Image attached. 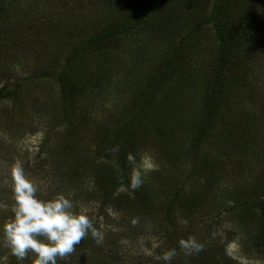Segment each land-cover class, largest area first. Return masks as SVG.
<instances>
[{
	"label": "rangeland",
	"instance_id": "rangeland-1",
	"mask_svg": "<svg viewBox=\"0 0 264 264\" xmlns=\"http://www.w3.org/2000/svg\"><path fill=\"white\" fill-rule=\"evenodd\" d=\"M149 1L136 0L144 6ZM199 1L200 4L196 6L183 3L169 5L152 16L137 35L121 38L118 46L99 47L86 52L73 67L71 76L75 82L92 80L95 75L99 80H93L95 88L90 87L85 91L75 113L69 112L67 116L61 112L56 75L66 62L72 42L64 45L62 36L75 30L78 33L76 40H85V34L91 36L105 30L110 19L119 20L121 12L110 10L107 0H66L59 15L48 20L50 27L44 21L32 34L26 30L28 27L24 20L16 21L8 35L0 39V88L6 84L9 88L21 84L17 100L0 101V225L11 216L10 169L19 160L27 178L38 186L37 195L41 199H49L57 193L73 199L77 209H87L99 234L95 239L86 237L75 248L77 252H72L68 259L57 258V264H98V260H103V255L94 245L104 243L111 232L115 237L114 227H122L121 231L128 237L123 245L129 252L133 248L130 240L133 237L140 240L139 251L144 250L146 264H164L157 260L165 252L157 223L154 226L149 221L136 228L127 219L123 222L120 219L122 213H115L109 207L106 209L107 217L100 215V194L96 190L92 171L105 164L111 168L114 164L113 160L105 159L107 147L97 128L105 122L109 127H103L111 130L113 122L120 121L124 109H129L134 99L137 103L142 102L146 90L139 88L148 73L155 72L158 62L170 58L177 42L198 23L203 11L197 7L212 0ZM43 2L32 0L34 6L36 3L38 5L34 7L36 11L41 9ZM25 3H28L27 0L18 5L21 13ZM257 6L256 10L255 1L242 7L252 22L258 10L260 16L264 15L263 5L258 2ZM261 42L243 41L236 56H233V82L219 106L208 136L210 142L195 156L189 154L192 144L187 141L188 133L186 138L183 137V143L169 146L178 139L177 133L182 131L184 122L191 125L201 119L198 114L204 111L207 78L215 70L216 42L211 27L183 41L176 60V71H180L181 81L191 80V83L179 86L181 91L178 93L175 89L167 90V93L164 91L163 96L168 98L167 106L173 97L180 98L177 101L185 119L176 121L173 139L169 137L168 147L154 144L147 147L145 152L140 150V156L136 159L140 162L144 157L142 181L149 185L172 193L170 181L187 182L191 195L198 197L202 196L204 188L210 190L212 195L204 200V217L196 212L188 220L189 226L192 225L187 230L188 235L198 237L201 233L210 232L211 237L221 239L222 246L232 237L233 240L225 246L232 264H264V256L253 252L247 244V235L252 227L247 226L245 231H240L244 227L240 221L245 215L241 207L246 202L243 200L254 195L251 191L255 187L264 185V42ZM46 72L55 74L39 79L38 74ZM109 76L112 77L110 81ZM87 102L94 103L95 107H86L89 106ZM200 164V168H196ZM193 168L195 173L192 172ZM206 169L210 170V175H214L211 179L204 178L202 173ZM154 187L143 185L139 189L151 190ZM122 193L127 191L122 190ZM253 212L255 216L259 215L258 210L253 209ZM217 213L220 219L216 218ZM124 223L127 228L123 230ZM186 225L188 222L184 221L179 226L185 228ZM154 250V258L149 261ZM12 256L15 264H33V253L29 252L23 260H19L0 238V264H12Z\"/></svg>",
	"mask_w": 264,
	"mask_h": 264
},
{
	"label": "trees",
	"instance_id": "trees-1",
	"mask_svg": "<svg viewBox=\"0 0 264 264\" xmlns=\"http://www.w3.org/2000/svg\"><path fill=\"white\" fill-rule=\"evenodd\" d=\"M41 9L35 10L38 7L37 3L32 4V0H27L24 5V11L21 13L18 5H21L23 0H0V39L6 37L8 33L15 27L16 21H25L26 30L28 33H36L39 25L45 21L50 27L48 20L55 19L61 12V8L65 7L66 0H43ZM260 2L264 7V0H212L211 2H203L199 11H203V15L198 23L191 28L186 37L177 42L173 49L172 55L166 61H160L154 73H148L145 82L143 81L139 90L145 91L142 97V102L137 103L134 99L132 106L124 109L120 116V121L114 124L111 130L108 123L102 122V125L97 128V133H100L104 141V146L107 147L105 159L113 160V167L108 164L104 167H96L94 172V180L96 190L99 192L100 215L107 217V208L113 209L115 213L121 214L120 219L124 222L135 224L136 228L143 226L147 222H151L154 226L159 227L163 239V250L167 251L171 248H177V258L171 264H232L230 258L227 257L225 246L233 240L232 237L227 239V242L220 244L221 239L211 237L212 233L205 232L195 237L201 245V251L193 252L191 255H185L183 251L178 249L177 242L181 238H187L189 228V219L196 212L204 217V200L212 195L210 190L203 189L201 197L191 195V188L187 187V182H178L172 184V193L162 190L161 187H154L142 181V185L153 186L154 188L144 189L139 188L132 191L129 187V176L132 165L127 160V155L131 153L136 159L140 156V150L146 151V148L154 144L169 146V137H173V126L176 121H180L181 115L180 100L175 96L170 100V105L167 106L168 98L163 96L164 91L175 89L176 93L181 91L179 86L190 85L191 80L183 82L180 80V71L177 69V58L180 56L181 44L192 34L211 27L216 42L215 53V70L211 77L207 78V89L205 90V98L203 101L204 111L198 123L188 122L182 124V131L178 134L175 143L169 148L174 147L176 143H183L187 133L189 137L187 141L192 144V152L190 155H199L201 148L206 147L209 140L208 136L211 133L219 106L223 101L224 94L233 82L231 66L233 65V56H236L240 44L244 41H254V43L262 44L264 42V15H259V10L255 21H250L248 12L242 9L243 6L250 2ZM245 2L246 4H241ZM187 4L196 6L200 4L199 0H150L146 6L136 2V0H107L106 4L110 10L117 9L121 12L119 20L110 19L108 27L105 30H99L91 36L86 35V39L79 41L75 36L78 34L75 30L65 32L61 42L71 44L68 51L65 64L58 70L57 80L59 84V95L61 102V112L63 115L74 114L77 109V103L84 97L85 91L90 87L95 88L93 80H99L98 75H95L91 80L75 82L71 76L73 67L79 62L80 58L89 50L95 48L118 46V41L126 36L137 35L144 29L148 20L156 16L159 12L164 11L169 5ZM134 8V9H133ZM255 10V11H256ZM109 21V20H108ZM107 21V22H108ZM4 26V27H3ZM3 28V29H2ZM8 32V33H7ZM81 34V33H80ZM79 34V38L81 35ZM77 41V42H76ZM70 47V45H69ZM55 73L46 72L38 74L39 79L54 76ZM107 76L105 75V78ZM104 78H102L103 81ZM112 79L108 77V81ZM21 91V84H15L13 88H9L8 84L0 88V101H15ZM162 93V96H160ZM130 98V97H129ZM129 100V99H128ZM127 100V101H128ZM163 102V103H162ZM88 108H94V103H88ZM133 109V110H131ZM131 110V111H130ZM70 112V113H69ZM185 117L183 118V120ZM179 129V128H178ZM48 134L46 132V139ZM173 139V138H172ZM45 139H43L44 142ZM170 141V140H169ZM42 142V143H43ZM210 142V141H209ZM208 142V143H209ZM47 145L48 143L45 142ZM213 144H215L213 142ZM216 147L215 149H217ZM41 150V147H40ZM41 154V152H40ZM185 155V154H184ZM196 165V168H200ZM219 166V165H218ZM96 170H98L96 172ZM195 173V169H192ZM210 170L206 169L202 173L204 178L211 179L214 175H210ZM146 181V180H145ZM211 183V181H208ZM188 188V189H187ZM264 185H258L255 190L251 191L254 194L252 197H247L243 203L244 217L240 219L244 227L240 231H245L247 226L252 227V231L247 235V244L253 249V252L259 256H264ZM82 190V189H81ZM126 190L127 193H122ZM139 190L143 193H139ZM92 191V190H90ZM168 191V190H167ZM131 193V194H130ZM159 204V207H156ZM253 209L259 211V215L255 216ZM183 214V216H180ZM217 219H220L217 213ZM130 221V222H129ZM135 221V222H134ZM187 221L188 225L185 228L180 227L182 222ZM203 224V223H202ZM201 224V225H202ZM127 228L124 223L123 230ZM117 229V233H116ZM115 237L111 232L102 244L94 245L98 247L103 255V260H98V264H146L144 262V250L141 249L140 240L131 237L132 250L129 252L123 245L128 237L123 234L122 227H114ZM122 232V233H121ZM232 234V233H231ZM194 237V235L192 236ZM211 238V240H210ZM92 249V248H90ZM219 251V252H218ZM73 252H77L74 249ZM126 252L128 255H126ZM161 252V251H159ZM151 261L154 258L156 250L152 251ZM67 255L64 259H68ZM13 263L15 258L12 256Z\"/></svg>",
	"mask_w": 264,
	"mask_h": 264
},
{
	"label": "clouds",
	"instance_id": "clouds-1",
	"mask_svg": "<svg viewBox=\"0 0 264 264\" xmlns=\"http://www.w3.org/2000/svg\"><path fill=\"white\" fill-rule=\"evenodd\" d=\"M127 160L132 165L128 187L135 191L142 185L144 157L137 162L129 153ZM10 179L11 216L0 225V238L19 260L31 252L34 255L33 264H57V258L63 259L71 254L86 237H98L87 209H77L73 199L62 193L41 199L37 195L38 186L27 178L19 160L10 169ZM177 247L185 255L201 251V245L192 236L178 240ZM176 254L177 248H171L157 260L171 264Z\"/></svg>",
	"mask_w": 264,
	"mask_h": 264
}]
</instances>
